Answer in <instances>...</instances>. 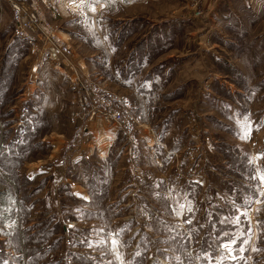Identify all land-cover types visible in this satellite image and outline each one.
Returning a JSON list of instances; mask_svg holds the SVG:
<instances>
[{"label":"rangeland","instance_id":"obj_1","mask_svg":"<svg viewBox=\"0 0 264 264\" xmlns=\"http://www.w3.org/2000/svg\"><path fill=\"white\" fill-rule=\"evenodd\" d=\"M117 3L81 0L74 6L68 1L67 10L99 11L98 18L108 25L106 40H111L113 27L121 23L111 18ZM144 4L151 11L146 22L155 40L135 51L125 46L116 60L121 64L132 57V69L144 66L145 72L120 83L133 86L132 92L110 89L121 97L119 109L137 126V155L131 158L125 136L115 134L114 127L91 120L90 132H83L85 122L75 118L68 100L69 82L58 72L43 69L37 86L28 85L20 96L28 74L26 46L14 35L10 9L0 2L3 100L8 96L19 104L34 90L35 103L29 104L42 102L54 127L64 133L65 142L57 149L69 159L68 168L88 181H94L90 176L95 173L98 177L91 188L96 209L73 201L63 190L59 212L76 221L77 231L66 238L58 225L48 226L56 229L51 235L41 226L45 241L39 243L37 264H118L123 259L131 264H264V0ZM123 26L120 31L126 32ZM79 29L94 39L90 27ZM72 43L90 65L111 56L105 49L87 47L85 52L83 44ZM98 143L100 156L92 151ZM48 144L43 153H49ZM79 151L85 157L76 167L70 156ZM48 165L57 169L58 163L47 161L38 170ZM46 184L56 186L53 177ZM113 241L123 245L122 252Z\"/></svg>","mask_w":264,"mask_h":264},{"label":"crops","instance_id":"obj_2","mask_svg":"<svg viewBox=\"0 0 264 264\" xmlns=\"http://www.w3.org/2000/svg\"><path fill=\"white\" fill-rule=\"evenodd\" d=\"M47 1L51 5L50 9H54V7L56 9L55 17L51 18L53 25L67 39L83 44L82 49L85 52L89 47L91 50L96 51L105 49L111 54L106 60L93 65H90L87 57H82L87 65L85 72L109 90L132 92L134 90L133 86L120 83L131 82L141 76L145 72L144 66H135V69H132V57L130 58L131 62L126 61L121 64L116 59L119 56L118 51L124 50L125 46H130L131 51H135V49L141 48L148 41H151L152 37L155 40L157 34L152 36L150 32L151 24L146 22L151 20L149 6L146 7L144 4L146 0L134 1L126 5L120 4L118 0L116 10L111 18L117 22L121 21V23H116L113 27L111 40H106L105 34L108 25L103 19L98 18L99 11L86 10L84 15L83 12L76 9L73 11L74 13L68 12V1L75 6L79 5L81 0ZM135 19L138 21V28L130 32V26L137 22ZM162 20L160 19L159 22ZM124 23L127 25L126 32L120 31L124 30ZM83 25L94 31L89 33V35L94 34V39L77 33L81 31L79 28ZM133 54L131 53L130 56H134ZM37 82L35 86H37ZM43 82H48V79ZM53 90L51 92L56 94ZM33 92L34 90L30 91L28 96L31 101L33 100ZM62 96L60 93L57 97L62 98ZM69 96L70 92L68 93V100ZM32 103L35 102L32 101ZM53 103L56 105L54 110L60 108L56 99L53 100ZM41 104L39 106H37V103L31 105L30 114L24 116L28 112L22 113L16 100L11 103L8 96L4 100L3 94L0 96V264H37L36 252L39 243L42 240L45 241L41 226L49 230L48 226L54 224L63 230L62 221L65 218L59 212V209L64 208L62 207V203L65 202L63 199L65 195H62L63 190H68L73 201H83L84 205L89 204L95 209L98 208V203L93 201L94 196L91 189L93 183L96 182V178H98L96 173L90 176L94 177V181H88L85 175H82L83 177L79 176V171L77 173L74 169L68 168L71 166L69 159L67 160L63 152L59 148L57 149V146L61 148L65 142L64 133L57 131L50 113L46 109H42L44 104L42 102ZM73 110H75V107ZM50 112L53 111L50 110ZM84 131L90 132V124H88V129ZM117 132L114 129V133ZM45 142L51 146L48 154L43 153ZM92 151H97L96 154L100 156V143L94 145ZM84 154L85 151L73 154L70 156L71 162H74L76 167L81 166V162L85 157ZM47 161L58 163L56 165L57 169L52 165H48V169L38 170ZM38 174H44L43 179L40 183L37 181L34 184ZM47 177H53L56 186L52 185L50 187L47 185ZM48 191L51 192L50 196H46ZM51 206L53 209L50 211ZM54 230L56 229L50 228L46 234L51 235Z\"/></svg>","mask_w":264,"mask_h":264},{"label":"built area","instance_id":"obj_3","mask_svg":"<svg viewBox=\"0 0 264 264\" xmlns=\"http://www.w3.org/2000/svg\"><path fill=\"white\" fill-rule=\"evenodd\" d=\"M4 2L11 12L14 25V35L27 44L28 74L24 79V92L28 85L39 80L40 73L45 68H50L63 75L69 82L71 89L70 101L75 107V118L85 122L82 127L88 129L91 120H101L103 123L114 127L125 136L131 158L137 155L138 136L137 126L132 118L125 116L117 106L121 97L109 90L106 86L90 77L81 63L77 47L67 38L60 36L51 18L56 15V9H50L47 0H0ZM30 95V93H28ZM19 103V110L29 112L32 110L29 97ZM76 221L63 220V235L68 238L76 228ZM115 250L122 252L123 245L116 243ZM118 264H131L125 259Z\"/></svg>","mask_w":264,"mask_h":264},{"label":"snow or ice","instance_id":"obj_4","mask_svg":"<svg viewBox=\"0 0 264 264\" xmlns=\"http://www.w3.org/2000/svg\"><path fill=\"white\" fill-rule=\"evenodd\" d=\"M188 223H191V221H188ZM113 244H115V241H113ZM225 248H229L230 249V246L229 245H224ZM253 251H259V249H253ZM235 257H233L234 259Z\"/></svg>","mask_w":264,"mask_h":264},{"label":"trees","instance_id":"obj_5","mask_svg":"<svg viewBox=\"0 0 264 264\" xmlns=\"http://www.w3.org/2000/svg\"><path fill=\"white\" fill-rule=\"evenodd\" d=\"M21 42L26 46V52H27V44H26L24 41H22V40H21ZM4 60H5V59H4ZM0 81H1V84H2V82H3L2 79H0ZM1 88H2V87H1ZM1 88H0V90H1ZM95 188H96V187H95ZM92 193H93V192H92ZM95 195H96V194L93 193L94 198H95Z\"/></svg>","mask_w":264,"mask_h":264},{"label":"bare ground","instance_id":"obj_6","mask_svg":"<svg viewBox=\"0 0 264 264\" xmlns=\"http://www.w3.org/2000/svg\"><path fill=\"white\" fill-rule=\"evenodd\" d=\"M81 63H82V65H83L84 69L87 70V67L85 68V66H84V64H83V61H81Z\"/></svg>","mask_w":264,"mask_h":264}]
</instances>
